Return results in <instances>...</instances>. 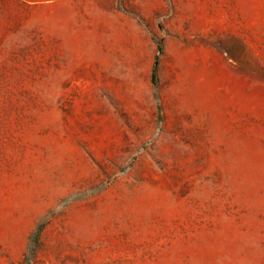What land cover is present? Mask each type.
Wrapping results in <instances>:
<instances>
[{"label":"rangeland","instance_id":"obj_1","mask_svg":"<svg viewBox=\"0 0 264 264\" xmlns=\"http://www.w3.org/2000/svg\"><path fill=\"white\" fill-rule=\"evenodd\" d=\"M0 264H264V0H0Z\"/></svg>","mask_w":264,"mask_h":264},{"label":"trees","instance_id":"obj_2","mask_svg":"<svg viewBox=\"0 0 264 264\" xmlns=\"http://www.w3.org/2000/svg\"><path fill=\"white\" fill-rule=\"evenodd\" d=\"M151 79H152V80L154 79V72H153L152 75H151Z\"/></svg>","mask_w":264,"mask_h":264}]
</instances>
